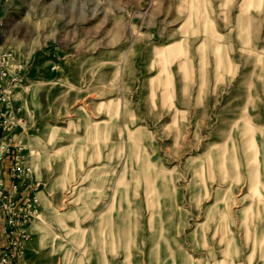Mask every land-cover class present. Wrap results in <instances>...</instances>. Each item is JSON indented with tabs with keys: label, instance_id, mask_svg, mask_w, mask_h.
I'll use <instances>...</instances> for the list:
<instances>
[{
	"label": "rangeland",
	"instance_id": "1",
	"mask_svg": "<svg viewBox=\"0 0 264 264\" xmlns=\"http://www.w3.org/2000/svg\"><path fill=\"white\" fill-rule=\"evenodd\" d=\"M0 23L2 175L18 154L37 200L16 264H264V0H0Z\"/></svg>",
	"mask_w": 264,
	"mask_h": 264
},
{
	"label": "built area",
	"instance_id": "2",
	"mask_svg": "<svg viewBox=\"0 0 264 264\" xmlns=\"http://www.w3.org/2000/svg\"><path fill=\"white\" fill-rule=\"evenodd\" d=\"M0 23V29H1ZM10 55L7 53L0 54V85L5 74V70L8 67V61ZM1 87V86H0ZM0 92H2L0 90ZM4 147L0 143V151ZM9 153V152H7ZM6 153V154H7ZM4 154V156L6 155ZM18 154L13 157V165L8 167L9 174L14 179L8 190H6L5 179L2 175V163H0V220L3 222V226L0 229L3 234L6 235L5 245L0 251V264H16L18 258L21 257V244L22 239L26 237L25 233L17 229L18 224L26 225L27 219L37 212V200L34 198L32 201L25 203L20 208L17 203V193L19 192L18 179L22 174L29 172V167H25L19 160ZM2 157L0 156V160ZM31 188L29 184L28 188Z\"/></svg>",
	"mask_w": 264,
	"mask_h": 264
},
{
	"label": "crops",
	"instance_id": "3",
	"mask_svg": "<svg viewBox=\"0 0 264 264\" xmlns=\"http://www.w3.org/2000/svg\"><path fill=\"white\" fill-rule=\"evenodd\" d=\"M3 239V238H2ZM5 245V240L2 241L0 251L2 250V247Z\"/></svg>",
	"mask_w": 264,
	"mask_h": 264
}]
</instances>
